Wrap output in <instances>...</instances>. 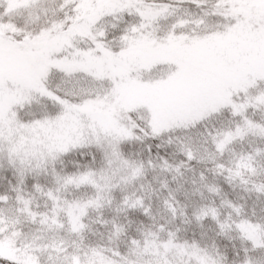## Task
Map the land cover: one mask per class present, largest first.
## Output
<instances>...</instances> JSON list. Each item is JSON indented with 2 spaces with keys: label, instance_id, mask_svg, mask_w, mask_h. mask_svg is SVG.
<instances>
[{
  "label": "snow or ice",
  "instance_id": "6c2138e0",
  "mask_svg": "<svg viewBox=\"0 0 264 264\" xmlns=\"http://www.w3.org/2000/svg\"><path fill=\"white\" fill-rule=\"evenodd\" d=\"M0 264H264V0H0Z\"/></svg>",
  "mask_w": 264,
  "mask_h": 264
}]
</instances>
